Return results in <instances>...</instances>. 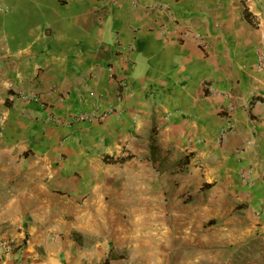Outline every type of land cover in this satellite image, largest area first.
Listing matches in <instances>:
<instances>
[{
	"label": "crops",
	"instance_id": "1",
	"mask_svg": "<svg viewBox=\"0 0 264 264\" xmlns=\"http://www.w3.org/2000/svg\"><path fill=\"white\" fill-rule=\"evenodd\" d=\"M1 239L0 264H264V0H0Z\"/></svg>",
	"mask_w": 264,
	"mask_h": 264
},
{
	"label": "built area",
	"instance_id": "2",
	"mask_svg": "<svg viewBox=\"0 0 264 264\" xmlns=\"http://www.w3.org/2000/svg\"><path fill=\"white\" fill-rule=\"evenodd\" d=\"M107 1H109L112 5H118L119 4V0H107ZM137 3H138V0H130L131 6H136ZM188 35H189L188 31L187 32L183 31L180 37L185 38ZM196 37H197V40L200 42V44L204 45V39H202L201 36H199V35H196ZM262 58H263L262 55L258 56V65L262 63ZM109 69L111 70V67ZM118 84L122 85L123 82L119 81ZM49 92H56V90L54 87H52L51 89H49ZM18 96L24 102H37V103H40L42 106L44 105L42 102V97H41L42 94L41 93H34L31 91H26V92H19ZM119 113H120V111L116 106L109 104V105H107L106 109L101 111V112H99L98 110H95L94 112H92L90 114L73 116L74 117L73 119L74 120L95 119V120H98L100 122H103L108 115L118 116ZM232 128H233V126L230 122V119H228L225 128H223L219 131V134H218L219 139H222L228 131L232 130ZM242 151H243L242 149H238V152H242ZM240 175H241V179L244 182L250 181V179L248 178V176L246 174V171H244L243 169L240 170ZM20 245L21 244H17L12 239H5V240L3 239L0 242V248L3 251L13 250L15 247H19Z\"/></svg>",
	"mask_w": 264,
	"mask_h": 264
},
{
	"label": "trees",
	"instance_id": "3",
	"mask_svg": "<svg viewBox=\"0 0 264 264\" xmlns=\"http://www.w3.org/2000/svg\"><path fill=\"white\" fill-rule=\"evenodd\" d=\"M103 158L106 159V161H110V159L109 158H106L105 156Z\"/></svg>",
	"mask_w": 264,
	"mask_h": 264
},
{
	"label": "rangeland",
	"instance_id": "4",
	"mask_svg": "<svg viewBox=\"0 0 264 264\" xmlns=\"http://www.w3.org/2000/svg\"><path fill=\"white\" fill-rule=\"evenodd\" d=\"M3 239L0 240V242L2 241Z\"/></svg>",
	"mask_w": 264,
	"mask_h": 264
}]
</instances>
